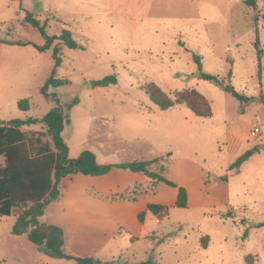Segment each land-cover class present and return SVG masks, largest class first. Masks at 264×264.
Wrapping results in <instances>:
<instances>
[{
    "label": "rangeland",
    "instance_id": "374dc122",
    "mask_svg": "<svg viewBox=\"0 0 264 264\" xmlns=\"http://www.w3.org/2000/svg\"><path fill=\"white\" fill-rule=\"evenodd\" d=\"M245 1L0 0V40L26 43L0 42V121H41L60 104L71 159L84 151L102 165L158 159L152 170L164 166L162 175L189 194L182 209L175 207L177 189L143 174L113 169L67 177L59 200L40 218L63 229L67 255L102 264H247L252 255L254 264H264V122L257 119L264 115V0ZM29 15L46 23L51 37L71 31L84 49L58 38L41 52L46 39L27 22ZM54 71L66 83L50 86L57 100L49 101L42 89ZM110 76L117 83L102 86ZM148 84L171 97L194 88L213 115L200 118L184 106L161 111L143 91ZM22 99L30 101L28 112L18 107ZM232 126L245 132L241 147L230 137ZM43 127L26 130L34 146L33 131ZM254 127L258 138L250 135ZM41 140L52 146L50 138ZM151 204L167 210L154 215ZM17 217L16 210L0 216V264H74L12 234Z\"/></svg>",
    "mask_w": 264,
    "mask_h": 264
},
{
    "label": "trees",
    "instance_id": "16d2710c",
    "mask_svg": "<svg viewBox=\"0 0 264 264\" xmlns=\"http://www.w3.org/2000/svg\"><path fill=\"white\" fill-rule=\"evenodd\" d=\"M248 6H254L255 0H246ZM27 22L42 33L46 39V44L38 49L41 52L49 50L56 39H60L71 49H84L74 38L69 30H62L60 36L51 37L47 34V24H42L40 20L32 15L27 17ZM0 42L8 45H26L20 41H9L2 39ZM53 57L56 65L61 64V58L56 49ZM199 69L202 71L201 58L196 56ZM55 73L48 80L42 89V93L49 101H56V96L49 94L50 86L59 87L66 83L63 80L55 79ZM201 78L221 85L225 91L234 98L242 102H249L250 99L238 93L230 84H225L215 76L201 72ZM114 76L104 78L100 84L108 86L116 84ZM150 101L161 111L185 106L194 115L200 118H210L213 109L208 99L194 88H186L177 92L174 97L167 95L155 84H148L143 88ZM264 101V97L262 98ZM18 107L23 112L31 110L30 101L22 99L18 101ZM42 123L41 130H34L38 137L34 146L26 134V130ZM66 115L60 104L51 109L40 121L34 118L15 119L11 121H0V158H4V165L0 166V206L12 202L13 210L18 212L17 220L12 228L14 235H27L28 240L36 247L44 249L47 254L58 259L73 260L74 264H102L101 261L92 257L74 258L67 255L63 248L64 231L61 227L53 224L42 223L40 218L45 214L46 208L57 202L61 196V184L64 179L75 175L99 177L108 175L113 169L127 170L134 174H143L156 183L177 189L176 208L186 209L189 204V194L185 187L177 185L175 182L164 177L162 173L165 167L162 166L160 172L153 171L151 166L159 162L134 161L114 165H102L97 161L95 154L90 151L82 152L77 158L71 159L69 147L63 139ZM42 137H48L51 145L44 144ZM248 157L243 155L233 165L238 168ZM148 211L154 215H160L167 210L162 205H148ZM147 211L138 213V219L144 223ZM209 237L204 238L203 246L208 247ZM253 256L246 257L247 264H254Z\"/></svg>",
    "mask_w": 264,
    "mask_h": 264
},
{
    "label": "crops",
    "instance_id": "0c3cea01",
    "mask_svg": "<svg viewBox=\"0 0 264 264\" xmlns=\"http://www.w3.org/2000/svg\"><path fill=\"white\" fill-rule=\"evenodd\" d=\"M175 108H177V107H175ZM245 115H247V114H245ZM258 116L259 117L257 119H259L261 122L262 121L264 122V115L258 114ZM257 119H255L256 122L258 121ZM256 122L255 123L253 122L252 124L256 125ZM235 129H236V131H234ZM244 133H245L244 131H240L236 126H232V132L230 133V135H231L230 137H232V138L235 137L236 138V140L233 139V142H234L235 145H238V147H241L244 144V142H245V134ZM0 159H4V158H0Z\"/></svg>",
    "mask_w": 264,
    "mask_h": 264
},
{
    "label": "water",
    "instance_id": "95a60500",
    "mask_svg": "<svg viewBox=\"0 0 264 264\" xmlns=\"http://www.w3.org/2000/svg\"><path fill=\"white\" fill-rule=\"evenodd\" d=\"M13 214V204L8 202L5 205L0 206V216H11Z\"/></svg>",
    "mask_w": 264,
    "mask_h": 264
},
{
    "label": "built area",
    "instance_id": "2783aa9c",
    "mask_svg": "<svg viewBox=\"0 0 264 264\" xmlns=\"http://www.w3.org/2000/svg\"><path fill=\"white\" fill-rule=\"evenodd\" d=\"M250 135H251L253 138H258L259 135H260V128H258V127H254V128L251 130Z\"/></svg>",
    "mask_w": 264,
    "mask_h": 264
}]
</instances>
